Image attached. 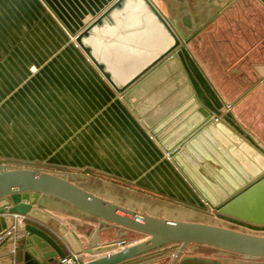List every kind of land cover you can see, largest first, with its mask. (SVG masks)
I'll return each instance as SVG.
<instances>
[{"label": "crops", "instance_id": "obj_1", "mask_svg": "<svg viewBox=\"0 0 264 264\" xmlns=\"http://www.w3.org/2000/svg\"><path fill=\"white\" fill-rule=\"evenodd\" d=\"M150 2L187 35L167 55L175 39L147 0H0V168L46 170L140 213L203 222L264 174V130L250 120L264 103V0ZM38 206L91 243L92 215L72 225L55 207L79 209L49 196ZM15 221L0 214V234ZM26 223L59 234L25 218L0 264H58L28 246Z\"/></svg>", "mask_w": 264, "mask_h": 264}, {"label": "water", "instance_id": "obj_2", "mask_svg": "<svg viewBox=\"0 0 264 264\" xmlns=\"http://www.w3.org/2000/svg\"><path fill=\"white\" fill-rule=\"evenodd\" d=\"M147 1L175 39V44L166 52L167 55L186 41L187 35L179 31L176 21L169 22L150 0ZM181 26L186 27L183 23ZM154 65L155 63L152 66ZM99 67L103 68L102 65ZM107 76L109 77L108 74ZM3 164L0 169V214L9 212L28 219L34 218L56 230L58 236L38 225L26 223L24 226L28 246L34 247L35 251L49 261L58 257L60 264L59 260L67 255L68 245L73 252L83 255L102 254L83 264H126L172 243L181 244L176 258L189 245L203 244L243 255L250 260L264 259V235L212 223L140 213L86 190L64 176L34 167L9 168L6 162ZM44 196L56 198L96 219L97 225L90 244L57 217L38 206ZM214 208L221 214L264 225V174ZM105 232L113 233L114 239L102 243L100 233ZM134 234H142L144 238L124 246L128 237ZM121 245L123 248L117 250ZM153 261L156 262L154 264H161L157 260Z\"/></svg>", "mask_w": 264, "mask_h": 264}, {"label": "flooded vegetation", "instance_id": "obj_3", "mask_svg": "<svg viewBox=\"0 0 264 264\" xmlns=\"http://www.w3.org/2000/svg\"><path fill=\"white\" fill-rule=\"evenodd\" d=\"M214 207L215 206L211 207V211L213 212L211 214H215V216L217 215L218 217H221L222 219L228 221L227 224L230 228L240 231L246 230L254 234H258L264 229V225L252 224L235 217L221 214L217 212ZM173 244L177 245L173 246ZM180 246V243H172L166 245L162 248L142 255L144 259L135 264L156 263L153 260H157V262H160L161 264H264V259L250 260L243 255L203 244L189 245L176 258Z\"/></svg>", "mask_w": 264, "mask_h": 264}, {"label": "rangeland", "instance_id": "obj_4", "mask_svg": "<svg viewBox=\"0 0 264 264\" xmlns=\"http://www.w3.org/2000/svg\"><path fill=\"white\" fill-rule=\"evenodd\" d=\"M203 58L205 59L204 56H203ZM250 117H252L250 120H253L255 123L254 128L258 127V129L264 130V103L259 104L258 109L253 111L252 113H250ZM8 167L9 168H16V166H8ZM143 202H144V204H146L145 205L146 207H153L154 205L155 206L161 205L160 202L155 201L152 198H146L145 201H143ZM55 209L59 210V212L63 213L66 217H69L68 221L72 225L76 222H80V221L83 222L85 220L84 217L87 216V215L83 214L84 212H82L80 210L74 211L73 209H70V207H68V206H58V207H55ZM206 214H208L207 215L208 217H206L205 215L202 216V217H205L203 222L212 223V224H216V225H220V226H224V227H229L227 224L228 221H226L225 219H222L221 217H214V216L210 215L209 213H206ZM86 219H90V218H86ZM83 228H88L87 231H89L91 227H87V225L85 224V227H83ZM245 232H248V231L245 230ZM258 235H264V229L262 231H260L258 233ZM135 237H143L144 238V236L142 234H136ZM176 245L177 244H173V246H176Z\"/></svg>", "mask_w": 264, "mask_h": 264}, {"label": "built area", "instance_id": "obj_5", "mask_svg": "<svg viewBox=\"0 0 264 264\" xmlns=\"http://www.w3.org/2000/svg\"><path fill=\"white\" fill-rule=\"evenodd\" d=\"M231 105H229V108ZM16 221L11 225L9 229H7L5 232L0 234V247L7 242L9 239L17 240L18 231L23 227L24 224V216L21 215H15ZM60 264H83V254L71 252L70 254H67L64 258H61L59 260Z\"/></svg>", "mask_w": 264, "mask_h": 264}]
</instances>
